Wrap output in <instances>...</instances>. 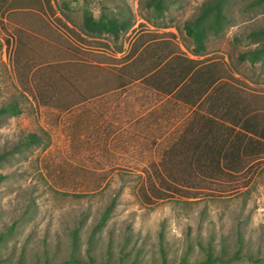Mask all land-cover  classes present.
Here are the masks:
<instances>
[{
    "label": "rangeland",
    "instance_id": "rangeland-1",
    "mask_svg": "<svg viewBox=\"0 0 264 264\" xmlns=\"http://www.w3.org/2000/svg\"><path fill=\"white\" fill-rule=\"evenodd\" d=\"M149 1L35 0L24 7L31 0H0V106L15 101L20 108L0 116V264H205L208 253L214 260L207 264H264L259 130L246 169H224L223 157L212 169H78L76 153L64 147L74 131L62 114V92L70 76L77 84L83 44L127 50L137 36L172 33L190 47L185 21L215 0H163L162 15ZM86 10L125 19L127 28L117 38L89 34ZM214 19L222 28H207L206 49L227 57L241 95L245 86L247 120L263 129L264 61L238 55L264 40L251 34L264 29V0H222L207 14L208 23ZM28 133L39 142L25 147Z\"/></svg>",
    "mask_w": 264,
    "mask_h": 264
},
{
    "label": "crops",
    "instance_id": "crops-1",
    "mask_svg": "<svg viewBox=\"0 0 264 264\" xmlns=\"http://www.w3.org/2000/svg\"><path fill=\"white\" fill-rule=\"evenodd\" d=\"M93 43L80 51L77 84L70 76L62 92L74 131L64 147L78 169H212L221 157L224 169H246L262 126L248 123L245 86L241 95L227 57L173 34L137 36L127 50Z\"/></svg>",
    "mask_w": 264,
    "mask_h": 264
},
{
    "label": "trees",
    "instance_id": "trees-1",
    "mask_svg": "<svg viewBox=\"0 0 264 264\" xmlns=\"http://www.w3.org/2000/svg\"><path fill=\"white\" fill-rule=\"evenodd\" d=\"M221 1L222 0H215L213 3L203 5L201 9V13L194 20L185 21L184 30L187 36L191 38V41L193 43V51L198 52L204 49L205 40L208 37L207 28H210V30L215 34L221 30L222 26L218 20L214 19L211 20L209 23L206 21V17L210 9L211 8L219 9ZM33 5H35V0H31V2H27V4L24 7H31V6L35 7ZM148 6L157 15H162L166 8V5L164 4L163 0H150L148 2ZM38 21L42 23L41 25H43L42 26L43 28H46L44 26L46 25L44 19L38 18ZM82 25L84 30L89 34L99 35L103 33H109L114 38H117L119 33L127 28L128 22L125 19L120 20L117 16L114 15L108 16L104 14L96 18L90 11L86 10L83 14ZM165 34L172 35V33H161L152 37H157ZM251 34L253 36L255 35L264 36V29L252 31ZM238 57L240 59H247L250 63H254L259 60L264 61V40L259 46L239 53ZM18 113H20V108L15 101H11L6 105L0 106V116L1 115L13 116V115H17ZM260 136L264 137V128L260 131ZM38 142H39V137L36 133H28L26 135V139L23 142V146L29 147L30 145L37 144ZM1 158L2 156L0 155V159ZM220 171L224 172V169ZM2 178L3 175L0 174V180H2ZM111 207L112 204H110L102 213V216L96 225V229L101 227L105 223L111 211ZM213 260L214 259L212 258L211 254L208 253L204 263L207 264L208 262H212Z\"/></svg>",
    "mask_w": 264,
    "mask_h": 264
}]
</instances>
